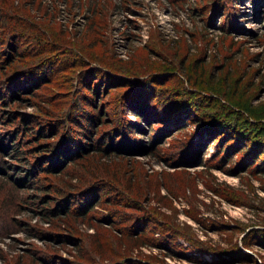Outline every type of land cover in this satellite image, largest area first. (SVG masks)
Listing matches in <instances>:
<instances>
[{"label":"rangeland","instance_id":"374dc122","mask_svg":"<svg viewBox=\"0 0 264 264\" xmlns=\"http://www.w3.org/2000/svg\"><path fill=\"white\" fill-rule=\"evenodd\" d=\"M227 1L0 0V136L28 125L14 139L47 166L26 203L0 207V264H264V0ZM56 146L79 151L53 164ZM0 162L7 189L30 168L1 148ZM48 181L66 194L38 189ZM38 195L75 215L43 220Z\"/></svg>","mask_w":264,"mask_h":264},{"label":"trees","instance_id":"16d2710c","mask_svg":"<svg viewBox=\"0 0 264 264\" xmlns=\"http://www.w3.org/2000/svg\"><path fill=\"white\" fill-rule=\"evenodd\" d=\"M2 1V0H1ZM229 1L230 0H228L227 1V4H226V6H228L229 4ZM2 7H3V10H5V12H4V14H6V15H8L7 14V12L6 11H8V9L4 6V5H2ZM1 9V8H0ZM3 12V11H2ZM2 12H0V15H1V13ZM18 14V11H15L14 10V12H12V15L15 17V15H17ZM22 17V16H21ZM224 17H225V15H224ZM20 18V17H19ZM3 19H5V18H3ZM26 21H27V23H28V25H30V26H33L34 28H35V30H33V29H31V28H29V26H28V29L29 30H31V31H34V32H36V34H39L42 38H46V36H48V30L47 29H41L40 27H39V25L36 23V22H30L29 21V19H25ZM3 21H7V20H3ZM93 22V21H92ZM24 23V22H23ZM6 25V24H5ZM5 25H2V27L3 26H5ZM12 28V27H11ZM13 29V28H12ZM51 34V36L52 35H54V34H52V33H50ZM18 35H20V36H22V32H19V34ZM60 33L58 32V34L57 35H55V38L56 39H59L60 38ZM19 36V37H20ZM9 37H11L12 39L14 38V37H12V35L10 36L9 35ZM62 39H64V38H60V41H62ZM65 41H67L66 39H65ZM73 43H75V45H74V47L73 48H76L78 45H80L81 43H79V42H77L76 43V41L75 42H73L72 41V43L71 44H73ZM59 45V44H58ZM61 47V46H60ZM19 78L20 79H22L20 76H19ZM24 79V78H23ZM25 79H27V77L25 76ZM8 81V80H7ZM27 81V80H26ZM25 82V80H23V81H21V83H24ZM19 83H20V81H19ZM5 85H6V88L5 89H9V88H12V86L10 85V84H6L5 83ZM37 85V84H36ZM0 87H1V85H0ZM14 88H12V90H13ZM0 91H1V89H0ZM4 92V91H3ZM3 96H1V98H2ZM128 104H131V103H128ZM139 104V103H138ZM137 104V105H138ZM136 104H134V103H132V106L133 107H136L137 106ZM152 105H154V104H151L150 105V107L148 106V108H154V106H152ZM139 106V105H138ZM146 110V109H145ZM147 111V110H146ZM198 111H199V109H198ZM198 111H197V113H198ZM71 112V111H70ZM69 115V114H68ZM172 116H173V114H172ZM172 116H171V118H172ZM72 118V115L71 116H69V118ZM183 117L184 118H187V117H189V115H188V113L186 112V114H183ZM14 117H13V115H12V113H10V112H7L6 113V121L5 122H14L12 119H13ZM160 118H161V115H160ZM73 119V118H72ZM168 120V118L166 119V121ZM77 125H81V123H80V120H79V118L77 119ZM94 122H96V119L94 120ZM6 124H10V123H6ZM61 124V123H60ZM60 124H57V126H59ZM11 125V124H10ZM24 123L23 124H21V127L19 126L18 128L17 127H15V128H11L10 130H8L6 133L4 132V135L3 136H0V138H1V140H0V148H1V155H5V154H7L8 156H12L13 157V159H15V160H18V161H22L23 160V163L24 164H26V165H30V168L28 169H25L24 171H25V176H23V177H21V176H18L19 174H17L16 173V176H14V175H12V177L10 178V180H8L9 181V184H10V189H7L6 187H4V186H2V187H0V207L2 206V208L3 209H5V210H8V208H6L7 206H18V207H20L19 205H16V203H14L15 201H18L17 202V204H19V202L20 203H26V201L22 198V196H20V193H21V191L23 190V189H25V188H23L24 186H25V182L27 181V180H29L31 177H33V176H35L36 177V174L37 173H39V172H42L43 170L45 171V169H47V166L45 167V168H42L41 167V165H40V163H38V161L39 160H41V159H32V158H30V159H32L31 161H29V159L25 156L27 153H32V151H30V150H27V149H21V147H20V142H21V140L20 141H18V138L16 139V141H15V137H16V132H17V130H19L20 128L22 129V130H24V132L25 131H27L28 129L27 128H29V126L28 125H24ZM3 128V127H2ZM69 128V127H68ZM4 129V128H3ZM137 129V128H136ZM41 130V129H40ZM207 131H208V129H206ZM206 130H203V129H201V131H206ZM16 131V132H15ZM51 132L50 133H53V134H56V132L57 131H55V130H50ZM39 134H43V131H37ZM123 134H128V133H130L131 134V132H128V131H121ZM75 133V132H74ZM114 135L116 134V132H112ZM117 133L119 134L120 133V131L119 130H117ZM68 135L70 136L69 138H68ZM87 135H88V132H87ZM159 135H160V133H159ZM157 136L158 135H156L155 136V133H153L152 135H151V142H153L156 138H157ZM64 139H63V138ZM72 137H73V141L74 140H76V136L73 134L72 135V133L71 132H69V131H67V129L66 130H64V132L63 133H61L60 135H59V139H61V143H63V141L65 142H67V146L68 147H70L71 146V143L70 142H72ZM101 137H102V135H101ZM119 138L120 137H118V135H117V140H119ZM121 139H126V138H121ZM120 141H122V143H123V140H120ZM10 142V143H9ZM192 142V141H191ZM191 142H188L187 143V147L186 148H189L190 146H191ZM121 143V142H120ZM141 143H140V141H139V145H140ZM202 144H204V141L203 142H198V143H196L195 144V148L197 149L200 145H202ZM75 145V144H74ZM138 145V146H139ZM220 145H222V143L220 144ZM46 146V147H45ZM47 146L48 145H41V147L43 148V149H45V148H47ZM88 146V145H87ZM93 146V145H92ZM114 146V145H113ZM58 146H56L55 148H54V152H53V155H54V159H53V161H52V163L53 164H58V163H60V161H61V163H62V161H65L67 158H68V156L71 154V155H73V154H76L78 151H79V149H77V150H75L74 149V151L73 152H71V153H69L68 155H66V154H64V151H62V148L61 149H59V148H57ZM83 147H84V145H83ZM133 147V149H135V148H137V146L135 147V146H132ZM84 148H86V147H84ZM35 149H39L38 147H36ZM51 148H49L48 150H50ZM73 149V148H72ZM33 150H34V148H33ZM52 150V149H51ZM60 154H62L63 155V157H64V159L62 160L60 157H61V155ZM28 156V155H27ZM30 156V155H29ZM225 156V155H224ZM70 158V157H69ZM226 158H227V156H226ZM37 161V162H36ZM1 166H3V164L0 162V167ZM17 167H13V169H16ZM62 168V167H61ZM34 170H36V174L35 173H33V171ZM2 172V171H1ZM35 172V171H34ZM32 179V178H31ZM37 180H39V178H37ZM38 189H41L42 191H45V192H52L53 194H60L62 191H60V193H59V188H58V186H55V185H53V184H51L49 181H48V183L47 184H44L43 182H38ZM98 187H100V186H98ZM101 189L102 188H104V186H101L100 187ZM91 189V188H90ZM94 189V188H93ZM12 190H15V193L14 192H12ZM66 193H63V195H62V193L60 194V196L62 195V196H64ZM89 194L91 195V197H89L90 195H85L86 197V199H85V203H84V206H83V211H80V209L79 208H81L82 206H79L78 205V207L79 208H75V209H77V210H79V214L78 215H83L82 216V218L83 217H86V215H85V212L84 211H86V209H88V207L90 206V203H92V198L94 197V196H97V194H96V189H94V190H91V191H89ZM93 196V197H92ZM6 197V198H5ZM51 196L50 195H38V199L40 200V202L42 203V205H41V213L44 215L43 217V220H46V221H49L52 217H54V216H58L59 217V215H57V214H59L60 212L63 214V217H66V218H68V220H71V217H70V215H75V210L73 209H70V206H69V204H63V210H61V211H58V209L56 210V208H57V206H59V205H55V206H52V204H50V198ZM69 198V197H68ZM81 199H83V198H81ZM90 199V200H89ZM91 201V202H90ZM5 203V204H4ZM59 204V203H58ZM66 205V206H65ZM62 207V206H61ZM86 207V208H85ZM85 209V210H84ZM2 211L0 210V213H1ZM12 213H15V209L12 211ZM66 218L64 219V221L63 222H66ZM59 220V219H58ZM6 221V218L3 216V215H1L0 214V223L1 222H5ZM51 221V220H50ZM11 222H12V226H13V228L14 229H17V230H23L25 233H27V235H29V236H33V235H35L34 233V228H32L30 225H28L27 224V222H25V221H22V220H18V219H15L14 217H12V219H11ZM62 226V228H68V230L69 229H71L72 231H74L75 230V228L71 225V224H63V223H59V224H56V226ZM1 227V226H0ZM10 228H12V227H10ZM12 228V231L14 230ZM71 235L72 234H69V233H67V232H65L64 234H51L50 236H52V237H50L52 240H55V237L56 238H58V239H61V241H74V239H73V237H71ZM134 240V238H130V241H133ZM129 241V240H128ZM137 245V244H136ZM135 245V246H136ZM133 247V246H132ZM81 248V250H83L84 249V247H80ZM83 248V249H82ZM123 250H124V253H125V251L126 252H128V251H130V250H132V249H130V248H128L127 246H123ZM84 252H85V250H84ZM80 255H82V254H80ZM30 256H32L33 257V260H31V262H32V264H37V263H39V264H44L43 263V259L41 258V257H39V255H38V253L37 252H31L30 253ZM84 257H85V255H83ZM82 256V257H83ZM121 259H123L122 260V264H131V260H128L126 257H119V258H117V260H121ZM7 264H10V263H7ZM15 264H22V262L20 261V260H17V261H15Z\"/></svg>","mask_w":264,"mask_h":264}]
</instances>
